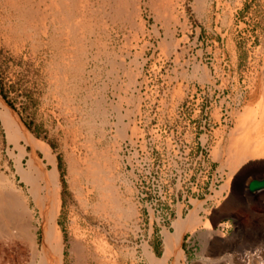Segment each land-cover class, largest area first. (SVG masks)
<instances>
[{
  "label": "rangeland",
  "instance_id": "374dc122",
  "mask_svg": "<svg viewBox=\"0 0 264 264\" xmlns=\"http://www.w3.org/2000/svg\"><path fill=\"white\" fill-rule=\"evenodd\" d=\"M253 177L264 0H0V264H264Z\"/></svg>",
  "mask_w": 264,
  "mask_h": 264
},
{
  "label": "bare ground",
  "instance_id": "6f19581e",
  "mask_svg": "<svg viewBox=\"0 0 264 264\" xmlns=\"http://www.w3.org/2000/svg\"><path fill=\"white\" fill-rule=\"evenodd\" d=\"M1 118L4 121V123L6 124L7 127H10V128H12L13 130L16 131V133L18 134V137H21L22 139H25L28 142H31V137L29 136V133L27 132V130L23 127V125H20V124L17 123V119L13 118V116L10 114V112L8 111V109L6 107H5V109L3 110L2 114H1ZM51 203H52V201H51ZM53 209L56 211L57 208L55 207ZM53 209L50 211L51 214H53ZM53 229H54V227L52 225H50L49 223H45L43 225L42 230H43V235L45 236V238H46V236H48V234L50 235L52 232H54ZM47 243H49V242H47ZM222 247H225V246H222ZM219 251H221V249L217 248L213 253L217 254ZM260 254H261L260 250H257V249L254 248V250H252L251 253L250 252H245V253L241 252V254L238 255L237 257L235 255L233 257L235 259H238V261H240V262L241 261L246 262L249 259L257 260L258 258H260ZM213 262H215V261L213 260Z\"/></svg>",
  "mask_w": 264,
  "mask_h": 264
},
{
  "label": "crops",
  "instance_id": "0c3cea01",
  "mask_svg": "<svg viewBox=\"0 0 264 264\" xmlns=\"http://www.w3.org/2000/svg\"><path fill=\"white\" fill-rule=\"evenodd\" d=\"M30 143H33L34 145H35V147H40V145L38 144V142H37V140L35 139V138H33V137H31V142ZM26 144V143H25ZM27 145H29L30 147H31V149H32V151H33V149L35 148V147H32V145L31 144H27ZM29 159L31 160V165H32V163H35L34 162V157L32 156V155H30L29 156ZM29 161V160H28ZM36 164V163H35ZM264 199L263 198H259V200H258V202H259V204H261L262 202H264L263 201ZM51 201H52V203H51ZM48 207H49V210L51 211L53 208H57V196H56V194L55 193H52L50 196H49V199H48ZM57 210V209H56ZM56 211L53 209V213H55ZM52 215V214H51ZM48 221H50L49 219H48Z\"/></svg>",
  "mask_w": 264,
  "mask_h": 264
},
{
  "label": "water",
  "instance_id": "95a60500",
  "mask_svg": "<svg viewBox=\"0 0 264 264\" xmlns=\"http://www.w3.org/2000/svg\"><path fill=\"white\" fill-rule=\"evenodd\" d=\"M261 187H264V177H253L246 183V189L249 191L257 190Z\"/></svg>",
  "mask_w": 264,
  "mask_h": 264
}]
</instances>
